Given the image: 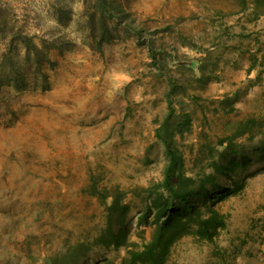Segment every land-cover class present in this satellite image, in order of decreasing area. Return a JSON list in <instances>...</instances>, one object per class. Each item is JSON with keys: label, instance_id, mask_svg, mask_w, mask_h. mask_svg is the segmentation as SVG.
<instances>
[{"label": "rangeland", "instance_id": "obj_1", "mask_svg": "<svg viewBox=\"0 0 264 264\" xmlns=\"http://www.w3.org/2000/svg\"><path fill=\"white\" fill-rule=\"evenodd\" d=\"M234 11V0H0V21L37 49L15 44L0 87V264H119L111 233L148 244V209L168 197L163 139L196 181L249 158L216 175L243 184L215 204L226 227L211 242L183 236L165 264H264V17Z\"/></svg>", "mask_w": 264, "mask_h": 264}, {"label": "trees", "instance_id": "obj_2", "mask_svg": "<svg viewBox=\"0 0 264 264\" xmlns=\"http://www.w3.org/2000/svg\"><path fill=\"white\" fill-rule=\"evenodd\" d=\"M234 3V14L244 15L248 22L257 23L264 17V0H234ZM8 26L6 21H0V87L5 84V78L9 71L13 70L11 61L17 52L15 44L24 45L27 53L33 50L37 51L27 35L14 30L15 26H10L11 29H8ZM34 54L38 63L44 61L45 57H42V54L41 56L39 52ZM253 60V64H255L257 58ZM198 70L204 74L203 67H199ZM163 142L168 159L164 171L163 187L166 189L168 197L164 198L162 195H158L153 200V208L148 209V212L151 209L155 210L150 223L154 229L148 244L139 248L136 244L127 241L124 232L117 235L111 233L113 237L111 245L115 248L122 246L126 248V256L119 264H165L172 245L185 235H193L199 241L211 242L217 232L226 227V219L215 209V204L224 197L239 192L243 187L240 181L234 182L233 189L222 187L216 181V175L229 177L235 166H246L249 161L248 157L239 161L232 159L226 162H214L212 164L213 175L196 181L192 177H185L181 155L172 145L170 139H163ZM227 154L228 152L224 151L220 155L221 160L226 159ZM116 205L117 202L114 201L110 210L115 209ZM126 210L127 207L123 206L122 214ZM142 222L147 223L146 216L139 220V224ZM67 257V255L63 256L59 262L54 260L52 264H70L66 260ZM107 264L114 263L107 262Z\"/></svg>", "mask_w": 264, "mask_h": 264}]
</instances>
